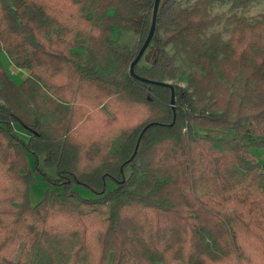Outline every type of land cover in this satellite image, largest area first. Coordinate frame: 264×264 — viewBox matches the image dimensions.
Returning a JSON list of instances; mask_svg holds the SVG:
<instances>
[{"label":"trees","instance_id":"obj_1","mask_svg":"<svg viewBox=\"0 0 264 264\" xmlns=\"http://www.w3.org/2000/svg\"><path fill=\"white\" fill-rule=\"evenodd\" d=\"M189 1H161L155 57L135 67L171 84L183 61L174 122L171 89L130 72L155 0H0V264H264V14ZM37 172L50 187L33 207Z\"/></svg>","mask_w":264,"mask_h":264},{"label":"rangeland","instance_id":"obj_2","mask_svg":"<svg viewBox=\"0 0 264 264\" xmlns=\"http://www.w3.org/2000/svg\"><path fill=\"white\" fill-rule=\"evenodd\" d=\"M196 0H190L186 2L185 5H192ZM213 15H224L226 17L231 16L233 13L230 10V5L220 6L216 5L212 10ZM88 14L93 16V11H89ZM238 16L247 18L249 20H254L258 18L260 15L264 14V0H258L248 9H242L237 12ZM221 32L223 33L224 39L229 38V28L221 25L216 27L212 32ZM111 35L112 40L121 47H128L130 49H134L138 44V36L135 35L133 32L120 30L115 31ZM209 33V34H210ZM82 52V51H81ZM155 57V48L150 46L146 51L143 59L142 65H150ZM2 64L10 76V78L17 84L20 85L24 82V80L30 75L28 71L18 70L14 67L11 61L8 59L6 54L1 55ZM178 66L180 67V72L178 77L175 81L170 82L171 84H177L179 86L185 87L188 81V69L185 67L183 61L178 62ZM17 133L24 139L28 140V134L24 131L23 128L17 126L16 127ZM219 140H223V136L219 138ZM253 153L259 159L261 165H264V148H254ZM28 162L31 168H34V158L31 155H27ZM51 175H54V172H50ZM50 186L48 183L43 179L41 173L37 172L34 175V181L30 188V203L33 207L38 205L46 196L47 190ZM109 191H112L115 188L114 183L110 182L108 184ZM76 192L84 199H95L96 196L88 189L84 187H77Z\"/></svg>","mask_w":264,"mask_h":264},{"label":"water","instance_id":"obj_3","mask_svg":"<svg viewBox=\"0 0 264 264\" xmlns=\"http://www.w3.org/2000/svg\"><path fill=\"white\" fill-rule=\"evenodd\" d=\"M162 0H155L154 3V10H153V16H152V22H151V27H150V31L149 34L143 44V46L141 47L136 59L134 60V62L132 63L131 67H130V72L133 75L134 78L144 82V83H148V84H152V85H159V86H167L171 89V107L174 113V122L176 119V90L175 87L169 83H164V82H154V81H150L144 78L139 77L136 73H135V67L136 65L142 60V58L144 57L146 51L148 50L149 46L151 45L154 37H155V33H156V27H157V18H158V12H159V8H160V4H161ZM149 127V126H148ZM148 127L146 128V130L148 129Z\"/></svg>","mask_w":264,"mask_h":264}]
</instances>
